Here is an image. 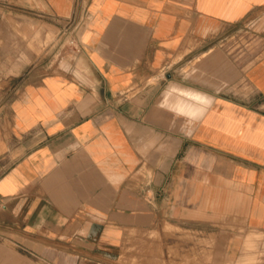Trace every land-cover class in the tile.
<instances>
[{"label":"crops","instance_id":"0c3cea01","mask_svg":"<svg viewBox=\"0 0 264 264\" xmlns=\"http://www.w3.org/2000/svg\"><path fill=\"white\" fill-rule=\"evenodd\" d=\"M0 201V264H264V0H0Z\"/></svg>","mask_w":264,"mask_h":264},{"label":"built area","instance_id":"2783aa9c","mask_svg":"<svg viewBox=\"0 0 264 264\" xmlns=\"http://www.w3.org/2000/svg\"><path fill=\"white\" fill-rule=\"evenodd\" d=\"M65 46L64 48L69 50V49H73L74 51H78L80 49V44L78 42V40L74 37H70L68 39L65 40ZM2 203L0 201V207H2Z\"/></svg>","mask_w":264,"mask_h":264}]
</instances>
